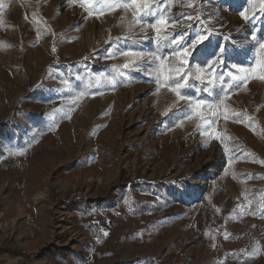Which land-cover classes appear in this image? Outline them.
<instances>
[{"label":"rangeland","instance_id":"374dc122","mask_svg":"<svg viewBox=\"0 0 264 264\" xmlns=\"http://www.w3.org/2000/svg\"><path fill=\"white\" fill-rule=\"evenodd\" d=\"M150 2L167 3L161 35L206 30L181 90L201 115L121 54L179 66L129 29L135 9L0 0V264H264V81L221 91L264 59L260 0Z\"/></svg>","mask_w":264,"mask_h":264},{"label":"snow or ice","instance_id":"6c2138e0","mask_svg":"<svg viewBox=\"0 0 264 264\" xmlns=\"http://www.w3.org/2000/svg\"><path fill=\"white\" fill-rule=\"evenodd\" d=\"M99 3V0H97ZM104 4L106 8H133L135 9L133 21L129 24V29L136 23H145L148 24L154 31L155 38L158 42L168 41L169 45L172 48V51L169 55H172L177 58L179 61V66L169 65L167 68V73L165 72V64L164 61L167 59L166 56H161L158 54L159 47L156 52H151L145 54L142 51H136L134 47H130L127 50H122L121 54L124 56H132L134 58L143 59L145 55L149 57L146 65H134L136 68H146L149 72L150 78L154 79L158 87H163L164 84H168L169 91L175 92L176 96L179 100L187 101L189 107V115L186 118H191L192 116H198L202 113V108L206 104H209L208 101L203 99H193L191 96L187 94H182L181 90L189 87V77L186 75V71H192V69H186L184 66L190 65L191 58L196 55L197 52L200 51L203 42L207 39L206 30L203 33L195 34V37L191 39L190 43L185 42L186 34H173V36L161 35L162 29L168 26L169 20L164 15V7H167V3L164 4L163 7L158 3L156 5L151 4L150 0H104ZM261 11H264V0H260ZM247 9L240 11V16L245 20L250 22L249 16L246 14ZM151 18V19H148ZM186 19L191 21L192 17L187 16ZM133 33L129 32V35ZM127 38V37H125ZM147 38V37H145ZM259 48L264 50V42L259 43ZM120 51V50H118ZM226 49H221V55L224 54ZM204 55V53H201ZM210 55H215V52ZM223 63V61H221ZM255 67H246L240 66L237 64H233L232 67L236 69V74L232 72L227 73L230 80L227 81L229 88H222L221 91L223 93H227L231 87H238L242 83H246L249 79V76H255L257 79L264 81V59L255 62ZM215 66V61H212L210 67ZM123 69H129V64H125ZM202 69L199 66H196L194 72L197 74L196 79H200L198 73ZM120 75L126 76L125 73L121 69L116 70ZM177 73V77L173 78L171 73ZM257 72L259 75H257ZM161 78H163L164 83H160ZM222 81L224 80V76L221 75L219 77ZM175 80L174 83H170V81ZM183 82H180V81ZM115 80L108 79L107 84L109 86L115 87ZM194 87V85L192 86ZM83 91L80 92V95H85ZM212 93H209L211 95ZM219 95V94H218ZM221 103L223 101L221 100ZM211 106V105H209ZM107 235V233H105Z\"/></svg>","mask_w":264,"mask_h":264},{"label":"bare ground","instance_id":"6f19581e","mask_svg":"<svg viewBox=\"0 0 264 264\" xmlns=\"http://www.w3.org/2000/svg\"><path fill=\"white\" fill-rule=\"evenodd\" d=\"M132 93V92H131ZM145 106V104H143L142 105V107H144ZM133 136H135V134L133 135ZM139 138V137H138ZM37 197H43V195H37Z\"/></svg>","mask_w":264,"mask_h":264},{"label":"built area","instance_id":"2783aa9c","mask_svg":"<svg viewBox=\"0 0 264 264\" xmlns=\"http://www.w3.org/2000/svg\"><path fill=\"white\" fill-rule=\"evenodd\" d=\"M207 8H208V6H207ZM212 173H214V172H212Z\"/></svg>","mask_w":264,"mask_h":264}]
</instances>
